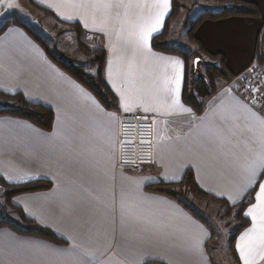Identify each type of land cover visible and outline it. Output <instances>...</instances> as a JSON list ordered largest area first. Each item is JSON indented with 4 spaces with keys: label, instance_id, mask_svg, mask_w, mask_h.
I'll return each instance as SVG.
<instances>
[{
    "label": "crops",
    "instance_id": "1",
    "mask_svg": "<svg viewBox=\"0 0 264 264\" xmlns=\"http://www.w3.org/2000/svg\"><path fill=\"white\" fill-rule=\"evenodd\" d=\"M244 1L255 3L259 16L205 20L195 30L209 52L225 56L234 75L255 58L256 40L264 26V0ZM31 2L63 24L77 22L88 32L93 48L106 50L104 78L119 99V109L101 105L24 30L9 26L0 34V90L21 93L26 100L43 104L54 113L50 130L25 119L0 115V177L9 183L32 179L51 183L47 189L17 194L11 202L26 218L49 229L60 240L0 226V264H71L74 259L81 264H215L209 245L211 226L175 198L145 187L178 182L190 169L203 191L229 203L230 195L240 201L236 190L246 180L245 167L264 151V116L224 82L205 101L199 114L181 101L183 59L154 49L151 42L155 55L138 52L119 32L117 11L121 19L127 12L133 19L148 20L158 11L151 7L155 0H88L132 5L112 9L104 32L91 21L93 12L97 21L102 19L104 9L75 7L81 0ZM137 4L144 7L137 8ZM170 9L171 0L158 33ZM160 57L182 62V108L172 106L171 92L162 91L166 85L175 87L170 81L176 68ZM133 60L143 69L144 83L149 87L144 89L138 82L136 87L143 100L130 102L125 110L121 93L128 88L127 66ZM145 104L155 115L154 162L138 169L121 166L117 162L119 115L122 111H145ZM257 191L258 186L244 216L256 203ZM245 217L249 226L235 242L240 264L243 261L237 244L252 227L251 217ZM246 242L255 244V236Z\"/></svg>",
    "mask_w": 264,
    "mask_h": 264
},
{
    "label": "trees",
    "instance_id": "2",
    "mask_svg": "<svg viewBox=\"0 0 264 264\" xmlns=\"http://www.w3.org/2000/svg\"><path fill=\"white\" fill-rule=\"evenodd\" d=\"M223 3L218 10L204 6L192 19H187L182 26L185 31L187 43L177 46L169 35L172 22L178 17L179 10L183 7V0H171V9L164 23L162 31L151 39V46L161 52L180 56L184 61L183 85L181 89V101L196 113L204 110L205 101L212 96L220 87L221 83H229L234 74L226 64L225 56L221 53L209 52L202 42L195 36L196 28L205 20H217L230 16L257 17L259 8L255 3L244 0H214ZM46 11V10H45ZM49 12V11H47ZM51 14V12H49ZM77 29L75 32L76 47L85 56L84 64L88 68H95L94 73L85 70L86 66L74 67L73 61H66L56 55V50H50L47 43L37 33L32 32L15 20H6L0 25V34L9 26H17L24 30L35 42H37L51 58V60L66 74L75 79L86 88L105 108L110 110L119 109V99L104 78V65L106 50L102 47L92 49L86 43L88 32L77 22L65 23ZM262 32V33H261ZM256 40L255 57L264 63V26ZM199 61L194 65V61ZM0 98L4 101V107H0V115L13 116L25 119L37 127L50 130L53 125L54 113L51 108L36 102L28 101L21 93H6L0 90ZM0 185L5 188V198L13 211L19 216V221L12 222L0 218V226H10L15 231L23 234H31L43 238L60 241L49 229L37 225L28 219L22 211L11 202L13 196L22 193L35 192L51 187V183L45 179H32L25 182L9 183L0 177ZM147 190L159 192L175 198L181 205L192 214L201 219L199 213L190 206L186 200L190 194L201 202L217 206L222 210L226 218L234 220V227L228 235V253L235 264H240L236 253L235 242L237 235L249 226V220L244 216L246 206L253 202L256 188L250 190L246 196L235 204L224 199L212 196L203 191L195 181L192 170L187 169L182 179L178 182H157L145 187ZM192 201V199L190 200ZM144 264H165L161 261H147Z\"/></svg>",
    "mask_w": 264,
    "mask_h": 264
},
{
    "label": "snow or ice",
    "instance_id": "3",
    "mask_svg": "<svg viewBox=\"0 0 264 264\" xmlns=\"http://www.w3.org/2000/svg\"><path fill=\"white\" fill-rule=\"evenodd\" d=\"M13 5L11 0H0V7H9ZM77 8L87 9H104L106 14L102 19L97 21L95 13L93 12L91 21L94 25H98V30L104 32L110 23L111 10L119 9L121 7L131 8L132 5H124L123 3H89L88 0H81V3L75 5ZM137 8L144 7L143 5H136ZM152 8L157 9L156 14L148 20L143 17L133 19L127 12H125L123 19L120 18V13L116 12L117 22L119 23V32L122 34L128 43L134 45V48L138 52H146L150 55H155L151 51L150 40L154 33H158L163 24L166 13L170 8V0H155V3L151 5ZM68 19H71L69 17ZM84 27L87 28L88 24L85 22ZM162 60L170 62L176 68V74L170 83L175 87L169 88L167 85L162 90L163 92H171L172 94V106L183 107L179 100V90L181 83V70L182 62L179 59L170 57H160ZM197 63L199 61H196ZM126 80L128 81V88L121 93V96L125 102V110L128 109L130 102L136 103L143 100V95L136 85L139 82L141 87L146 89L149 86L144 83L143 69L137 65L134 60L129 62L126 72ZM144 110L147 112L150 108L147 104L144 105ZM190 111V109H185ZM261 123L264 124V118H261ZM246 180L236 190V195L243 198V195L247 194L249 190L255 189L258 186V191L255 195L256 203L249 207L245 213V216L251 217L252 227L247 229L240 237L241 243L237 244V248L240 253V259L243 264H261L264 262V151H261L259 155L255 156L245 167ZM21 179H31V177H22ZM229 200L235 204L237 201L230 195ZM259 229V231H257ZM255 236V244L248 243L246 241L249 238ZM71 264H81L79 259H74Z\"/></svg>",
    "mask_w": 264,
    "mask_h": 264
},
{
    "label": "rangeland",
    "instance_id": "4",
    "mask_svg": "<svg viewBox=\"0 0 264 264\" xmlns=\"http://www.w3.org/2000/svg\"><path fill=\"white\" fill-rule=\"evenodd\" d=\"M210 3L205 4V3ZM12 7H0V25L6 20H15L26 26L32 32L43 39L50 50H56V55L66 61H73L74 67L86 66L85 70L94 73L95 68H88L83 60L85 56L76 47L75 32L77 29L57 21L49 12L33 5L31 0H11ZM223 3L214 0H183V7L179 10L178 17L172 22L168 40L183 46L187 43L185 31L182 29L185 21L192 19L202 10L204 6L218 10ZM262 31V29H261ZM260 31V32H261ZM262 33V32H261ZM90 38L87 34L86 43L90 45ZM260 66L264 70V63L255 57L252 67ZM0 107H4V101L0 98ZM5 188L0 185V218L8 219L12 222L19 221V216L15 214L4 195ZM192 199V201H190ZM186 202L197 211L200 216L211 226L212 237L210 240L211 254L215 264H235L228 251V235L235 223L232 218H226L222 210L217 206L201 202L190 194Z\"/></svg>",
    "mask_w": 264,
    "mask_h": 264
},
{
    "label": "built area",
    "instance_id": "5",
    "mask_svg": "<svg viewBox=\"0 0 264 264\" xmlns=\"http://www.w3.org/2000/svg\"><path fill=\"white\" fill-rule=\"evenodd\" d=\"M255 59V58H254ZM235 74L229 82L233 91L264 116V70L252 67ZM155 115L142 110L122 111L118 119L117 162L138 169L154 162Z\"/></svg>",
    "mask_w": 264,
    "mask_h": 264
},
{
    "label": "water",
    "instance_id": "6",
    "mask_svg": "<svg viewBox=\"0 0 264 264\" xmlns=\"http://www.w3.org/2000/svg\"><path fill=\"white\" fill-rule=\"evenodd\" d=\"M196 61H197V59H195V61H194V65H196Z\"/></svg>",
    "mask_w": 264,
    "mask_h": 264
}]
</instances>
